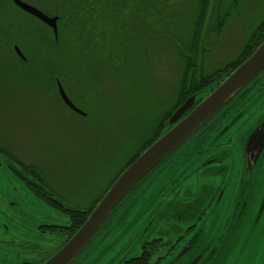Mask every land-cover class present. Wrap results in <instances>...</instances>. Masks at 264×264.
<instances>
[{"label": "rangeland", "instance_id": "374dc122", "mask_svg": "<svg viewBox=\"0 0 264 264\" xmlns=\"http://www.w3.org/2000/svg\"><path fill=\"white\" fill-rule=\"evenodd\" d=\"M27 1L40 8L47 2ZM184 1L175 2L167 19L156 21L144 11L126 17L115 25V38L105 39L98 29L93 48L78 50L76 62L80 64V56L83 61L75 75L62 58V85L84 116L71 111L47 83V65L20 63L12 51V40L19 38L15 24L32 26L41 35L47 33L44 25L20 17L17 11L11 12L12 17L0 15V30L3 23L12 26L9 37L0 33V147L39 166L63 203L83 208L105 189L176 101L185 58L196 59L203 73L224 64L238 54L264 17V0H242L236 7L232 0H211L193 54L186 49L193 26L189 10L195 2ZM217 9L229 15L219 34L213 31ZM28 46L24 44L25 50ZM263 110L251 111L252 122ZM249 124L240 120L231 131L238 128L244 133ZM47 216L53 224H66V218L48 205Z\"/></svg>", "mask_w": 264, "mask_h": 264}, {"label": "flooded vegetation", "instance_id": "af4514ba", "mask_svg": "<svg viewBox=\"0 0 264 264\" xmlns=\"http://www.w3.org/2000/svg\"><path fill=\"white\" fill-rule=\"evenodd\" d=\"M15 46V57L26 64ZM58 71L63 74V66ZM58 81L55 76L56 88ZM207 94L198 91L193 107ZM263 109L264 70L149 171L70 264H189L200 253L197 264H264L259 250L264 246V112L253 122L251 115ZM243 119L251 124L244 133L238 128L233 133ZM255 132L258 138L248 143ZM4 157L0 154V264H41L69 239L67 231L53 227L68 225L50 222L47 205L52 207L53 199L30 188L34 180L21 172V164ZM185 246L193 248L177 259Z\"/></svg>", "mask_w": 264, "mask_h": 264}, {"label": "trees", "instance_id": "16d2710c", "mask_svg": "<svg viewBox=\"0 0 264 264\" xmlns=\"http://www.w3.org/2000/svg\"><path fill=\"white\" fill-rule=\"evenodd\" d=\"M210 1L211 0L184 1L195 2V4L189 10L193 13L191 46L189 45L187 49L185 47L187 51H191L193 54H196L197 45L201 41L208 11L210 10ZM175 2H180V0H47L43 8L37 7L44 11L47 15L58 17L57 39H54L52 31L45 25L44 28L46 29L47 33H45V35H41L37 30H34L32 26L30 28L23 27L24 25L19 23L13 26L14 34H17L19 38L13 39L14 42L13 40L12 42L15 45L17 44L23 54H25L27 57L26 63L33 65H47V78L51 79V85L61 100L56 85H54L53 78L55 76L58 77L62 83L63 74L58 70L63 66V64H61V61L63 62V57L69 61L68 71L75 75V69L80 66L81 62L83 61L82 56H80V64L78 65V62H76V59L80 55L78 50H84L88 52L91 48H93L91 47V44L95 40L94 33L97 32L98 29L102 30V35H104L103 37L105 39H108V36L115 38V25L120 24V22L126 17L138 16L140 12L144 11L146 16H152L156 21H159L161 17H165L167 19V13L173 9ZM240 2H242V0H232L231 6L236 7L240 4ZM28 3L36 6L30 1H28ZM12 11H17L21 15L20 17L23 16L24 19L29 18L31 21H35L36 23L39 22L35 18L21 11L12 2H0V15L12 17ZM214 15H216V24L213 31L219 34L225 28L227 21L229 20V15L227 11L220 12V9H217ZM146 16L142 18L145 19L147 18ZM6 23H3V30H0V33L6 37H9V34L11 35L12 33L9 30H11L12 26L7 25ZM8 23L11 24L13 22L8 21ZM263 40L264 17L247 35L238 54L233 59L225 62L224 64L203 73V71L198 70L201 65L198 64L196 59L192 60L190 57L185 58L183 71L181 72L182 74L178 93L174 99L176 101L172 107L161 117L159 122L154 125L151 133L146 136L144 141L140 142V144L135 148V150L124 162V165L113 177L110 183L105 187V189L101 191L93 200H91L86 207L75 208L63 203L55 193L52 186L49 184L48 179H46L43 170L39 166L37 167L34 164L22 165L28 163L23 162L19 157L14 156L8 151H5L1 147L0 154L5 156L4 158L9 162L21 164V172L28 178L34 180L31 183L30 188H32L34 191L36 189H40L47 196V199L50 197L53 199V201L50 203L51 206L63 213V216L67 220L66 224L68 225V227L63 229L60 227H53L55 228L53 230H65L68 232V238H70L73 233L82 225L90 211L100 200L110 185L114 182L117 176L157 138V136L161 133L164 123L169 115L189 96L196 95L198 94V91L203 89H207L208 92H210L238 65H240ZM84 41L86 42L84 43ZM24 44L30 46V48L29 46L27 47L28 52H26L27 50H25ZM95 47H97V45H95ZM30 51H33L34 54H32ZM179 53L181 54L180 50ZM35 62L38 64H35ZM50 70L53 71L51 77L48 75V71ZM260 73H258V75ZM61 102L63 101L61 100ZM173 152H171L169 155H171ZM58 203L61 204L62 207L59 208L57 206Z\"/></svg>", "mask_w": 264, "mask_h": 264}, {"label": "water", "instance_id": "95a60500", "mask_svg": "<svg viewBox=\"0 0 264 264\" xmlns=\"http://www.w3.org/2000/svg\"><path fill=\"white\" fill-rule=\"evenodd\" d=\"M12 1L20 10L49 27L52 30L54 39H57V16L47 15L38 7L24 0ZM14 49L21 58H24L17 46ZM262 69H264V40L195 107L193 105L197 94L185 99L168 118L162 133L119 174L90 211L82 225L59 250L41 264H70L124 196L215 112L234 98ZM57 88L60 98L67 107L78 114L85 115L69 99L59 81L57 82ZM258 135V132L252 133L247 142L255 141ZM254 165L250 164L251 171ZM191 248L193 247H183L177 254V259L185 256ZM259 250L264 252V246H261ZM202 255L203 253L198 254L189 264H197Z\"/></svg>", "mask_w": 264, "mask_h": 264}]
</instances>
